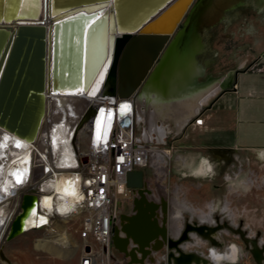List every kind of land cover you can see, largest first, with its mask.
<instances>
[{
  "label": "water",
  "instance_id": "obj_1",
  "mask_svg": "<svg viewBox=\"0 0 264 264\" xmlns=\"http://www.w3.org/2000/svg\"><path fill=\"white\" fill-rule=\"evenodd\" d=\"M107 0H52L54 9L71 10L81 9L86 12L87 7L97 6L87 12L100 13ZM119 1V2H118ZM245 0H117L114 9L113 35L108 39V46L103 51L96 72L98 79L103 73L100 83L102 93L117 95L122 98L135 99L140 92L149 90L163 98H178L198 90L206 89L214 84L224 90L226 86L213 77H207L203 82L199 79L205 75V65H201L198 56L208 50V39L212 37L210 30L219 24H227L229 14H238ZM183 3L175 13L169 28L158 30L154 24L171 11L179 3ZM179 5V8L181 6ZM189 4V5H188ZM35 10L29 15H22L16 11L0 12V129L23 139L33 141L40 128L46 110V96L48 88V29L44 20H40L42 0H36ZM188 5V7H187ZM187 7V8H186ZM117 10L119 16L116 18ZM61 11V12H63ZM154 11V12H153ZM147 13V17L143 15ZM149 15V16H148ZM49 17V16H48ZM145 18V19H144ZM52 22V18H48ZM118 26L127 31L115 34ZM107 38H105L106 43ZM72 46L68 47L66 65L71 68ZM57 61L54 57L52 67L53 84L56 82ZM96 72H91L86 82L92 81ZM237 74V73H236ZM94 110L88 106L78 121L77 128L89 122ZM126 185L134 192L131 212L133 224L148 222L153 227L136 235L130 233L129 228L121 230L117 222L111 230L112 246L128 260V264H138L131 261L127 252L117 245V238L127 239V249L132 246L141 248L152 242L157 236L167 234V240L159 247H153L154 253L162 254L164 264H213L197 252L186 251L183 244L190 241L189 233L195 232L212 246H220L217 239L201 232L200 228L214 230L216 233L227 229L239 235L242 242L248 247L257 264L262 263L255 252V239L246 236L244 231L233 228L226 223L216 225L193 224L186 222L181 235L172 238L169 230L163 229L160 222L152 223L153 211L156 204L147 194V202L152 204L151 210L144 213L142 218H134L142 212L135 209L136 200H144L142 190L145 188L144 174L141 170L128 172ZM35 197L23 194L20 211L10 225L7 239H12L24 233L22 221L33 207ZM146 204V203H145ZM147 205V204H146ZM148 206V205H147ZM158 211V210H157ZM157 214V213H156ZM125 214H120L118 220L123 221ZM157 231H160L156 234ZM262 261L264 262V246H260ZM178 254L180 256H178ZM185 255L190 258L187 259ZM151 251L147 257L150 258ZM150 262H156L153 259ZM146 264V262L144 263Z\"/></svg>",
  "mask_w": 264,
  "mask_h": 264
},
{
  "label": "bare ground",
  "instance_id": "obj_2",
  "mask_svg": "<svg viewBox=\"0 0 264 264\" xmlns=\"http://www.w3.org/2000/svg\"><path fill=\"white\" fill-rule=\"evenodd\" d=\"M51 1L52 0H42L39 18L40 20H44L46 27L49 28V85L44 91L46 96V110L40 128L33 141H25L0 129V145L5 143V137L8 138L6 141L7 147H0V219L4 220V223L0 225V264H5V259L1 255L2 246L8 237L12 221L20 211V203L23 194L32 195L31 192H36L37 187H41V189L53 188L59 193V195H57L56 207L61 212L67 209L73 201L74 196L67 195L63 191H58V188L68 189L69 191H73V189L69 186L70 180L67 176L55 173L59 170L56 169L55 164L59 166L61 164H68L72 161L69 132L74 126V121L80 120V117L84 114L88 106L92 107V102L97 95L102 94V89L104 88L103 85H101V87L99 85L95 95H88L95 87L98 79L100 70L96 72L95 69H97L101 55L103 51H105L104 46L106 45L107 48L108 39L113 35L115 27L113 5L116 6L119 1H105L106 5L103 10L100 13L94 14H89L87 12L99 5L87 7L86 12L81 11V9H76L74 12H71V10L63 11L61 9H54ZM35 3L36 0H0V12L8 13L10 11H16L22 15H29L31 12H34ZM180 4L181 2L156 22L154 28L158 30L169 28L176 15L175 13L183 6L182 3L179 8ZM260 4L261 3L257 2L252 4V6L255 7ZM143 15L147 17L146 12ZM48 16L53 19L52 22H49ZM118 16L119 12L117 10L116 18ZM228 20H230V18H228ZM124 31L127 30L118 26V31L115 29V34ZM105 38H107L106 43ZM70 45L72 46L73 54L69 72L65 58ZM54 57H56L58 66L55 84H53L52 78ZM92 71L97 74L92 81L86 82ZM149 88L148 86L145 88L146 90L137 95L135 101L136 118L138 121H144L145 126H147L144 127V136L155 133L158 140L161 137L157 134L156 130L161 131L162 128L161 125L156 123L157 120L161 119L162 124L164 120L168 121L171 124V129L179 131L187 122L188 118L194 115L200 106L207 104L208 99L216 94L219 89L217 84H214L206 89L185 94L178 98H163L157 94L151 93ZM143 105L145 108H142L144 107ZM109 120L110 119H108V121ZM98 121H101L100 116H98L96 120V127L100 125ZM77 125L78 123L74 127L73 136L75 137L76 135V139L81 141L84 136L81 131L79 133L76 132L80 130V127L77 128ZM161 133H163V131H161ZM17 141H19L21 145L19 148L16 147ZM79 149L81 150V146ZM83 149L84 148H82V151ZM163 155L165 154H159V152L154 151L151 157V163L158 173L161 174L164 173L165 168V158H162ZM38 158L45 162L41 168L38 166L36 167ZM13 161H15V163H13ZM45 170L52 174L53 181H47L44 185L39 186L38 182L44 181L46 178V175L44 179L41 178ZM17 176L22 178L21 184L16 183ZM38 179L39 181L36 182ZM145 188L142 190L144 202L148 206H155L153 216L151 217L153 219L152 223L160 222L164 230H169V234L172 238L179 237L181 235V226L178 225V222L181 218L182 209L189 210V208L179 200L167 199L161 188H156L157 194ZM146 194L154 200L156 204L152 205L147 202ZM53 201V198L48 199V207L54 204ZM190 211L193 215H197L201 221L213 225V219L204 212L198 214L194 210ZM131 216L132 213H128V215L123 216V221L117 220L118 228L124 230L132 227L136 221H132V218H130ZM41 222V219L36 221L32 214L28 212L23 218L22 225L23 228L26 229V227L36 226L37 223ZM60 227L63 229L62 226ZM200 230L208 236H210L209 234L212 232V230L209 231L206 228H200ZM138 231H140V229L134 230L132 235H136ZM205 231H207L208 234L205 233ZM191 236L199 238L198 234L194 232L191 233ZM217 236V233L213 232L212 237L216 239ZM69 240V236L63 231L55 239L44 240L43 242L42 240H38L35 247L37 249H44L58 256H63V254H69L74 246L72 245L73 241L71 243ZM166 240L167 234H164V236H156L151 243L148 242L141 248L132 246L130 249H127V239L117 238L116 243L124 252H127L132 258V261L138 264H144V260L148 257L149 251H151L152 256L154 252L152 248L161 246ZM60 243L66 244L61 246L59 245ZM69 243L70 245H67ZM186 244L188 245L189 243L186 242L182 247H185ZM255 252L259 260L264 263L262 261V255L260 254L261 248L257 244ZM233 255L230 254L229 251H224V249L221 251L212 246L209 255H205L204 257L207 261L212 260L213 264H217L223 260H227L229 263L233 262ZM138 256L140 259H138ZM178 256L180 255L178 254ZM185 256L187 259L190 258L188 255ZM150 260L153 261L152 258H150Z\"/></svg>",
  "mask_w": 264,
  "mask_h": 264
},
{
  "label": "rangeland",
  "instance_id": "obj_3",
  "mask_svg": "<svg viewBox=\"0 0 264 264\" xmlns=\"http://www.w3.org/2000/svg\"><path fill=\"white\" fill-rule=\"evenodd\" d=\"M242 13L247 14L245 15L246 19L239 17L230 23L219 24L215 29L210 30L213 31V35L208 39L209 51L198 56L200 64L204 60L209 61V65L205 69L213 78L220 79V81L227 79L229 74H232V78H234L236 73L250 68L255 59L264 53L263 13L257 11L256 14L246 10ZM220 90L219 88L207 103L212 101ZM196 116L197 114L187 120L179 131L171 129L170 122L164 120L162 124L161 119L157 120L156 123L161 125V131H163L161 133L160 130H156L161 137L159 140L157 139L158 148L163 150L171 148L172 152L163 174L158 173L154 167L144 170L145 189L157 194L156 188H161L167 199H176L186 205L189 210L182 209L178 222L181 225L186 222L207 224L201 221L197 215H193L190 210H194L198 214L204 212L209 217L212 215L213 224L223 222L231 226L238 225L239 228L247 227V231L244 233L249 236L253 235L257 243L264 246V151L244 152L229 147L199 149L195 145V147H188L197 139L196 130L189 128V125L193 121L195 122ZM141 122L140 128L141 126L147 127L144 121ZM154 137L157 138L156 135ZM179 154L184 155L179 157ZM208 161L213 162V166H208ZM199 164H204L206 167L203 174L196 170L195 166ZM120 207L121 214L128 215L131 212V201H123ZM135 209L142 210L134 218V220H138L143 217L146 211L154 208L147 206L144 200H136ZM74 226L76 224L71 226L72 230L70 231L74 247L69 254L58 256L44 249H37L36 243L38 240H42L41 232L31 231L12 239H6L1 250V255L5 259L4 263L79 264L81 239L74 231ZM151 227H153L152 224L143 222L130 227L128 232L139 228L142 233H145ZM159 232L157 231L156 234ZM217 235L221 241L219 246L221 251L224 249V251L236 255V248H238V253L243 255V260L238 258L236 260V256L233 255L235 262L229 263L223 260L218 264H238V262L240 264H256L239 235L226 229L218 231ZM205 243L201 249L205 255H209V248L212 245L208 241Z\"/></svg>",
  "mask_w": 264,
  "mask_h": 264
},
{
  "label": "built area",
  "instance_id": "obj_4",
  "mask_svg": "<svg viewBox=\"0 0 264 264\" xmlns=\"http://www.w3.org/2000/svg\"><path fill=\"white\" fill-rule=\"evenodd\" d=\"M122 104L130 106L123 116L120 114ZM92 107L93 116L76 131L82 132L84 137L81 141L76 139V135L73 136L78 121H74L69 132L72 161L59 166L55 164L56 169H59L55 173L65 175L70 180L69 186L76 193L73 201L61 212L56 207L59 193L50 187H37L36 192H31L35 196V202L29 214L35 210L33 218L38 221L43 217L46 222L23 230L24 233L40 231L43 242L55 239L63 231L70 238L71 226L76 224L73 229L81 239L79 264H128L127 258L114 249L111 241V230L121 214V203L130 200L132 206L134 192L126 185V175L136 170H141L144 174L145 169L153 168L151 157L154 151L165 154L162 158H165L166 166L172 149L158 148L155 133L144 136L143 126L140 128L142 122L136 118L135 99L102 93L96 96ZM101 109L104 110L103 113ZM109 113L111 119L108 121ZM98 116L102 122L96 127ZM195 123L201 124L202 120L197 118ZM44 164L38 158L36 167L41 168ZM41 178L44 179L43 182L36 180L39 186L53 181L52 174L47 170ZM45 198H53L54 204L51 207L45 206ZM69 241L72 243L71 238ZM158 256L160 258L155 264H164L162 254Z\"/></svg>",
  "mask_w": 264,
  "mask_h": 264
},
{
  "label": "crops",
  "instance_id": "obj_5",
  "mask_svg": "<svg viewBox=\"0 0 264 264\" xmlns=\"http://www.w3.org/2000/svg\"><path fill=\"white\" fill-rule=\"evenodd\" d=\"M235 75L228 89L220 90L212 101L198 108L195 114H197V118L202 120V123L196 124L193 121L189 125L191 130H196L197 139L195 142L190 143L188 147L195 145L199 149L229 147L244 152L264 151V53L255 59L250 68L242 70ZM194 115L188 120L192 119ZM182 155L184 154H179V157H182ZM208 163V166H213V162L208 161ZM195 167L196 170L200 171V174H203L206 168L204 164H199ZM178 225L181 226V232L184 224L178 223ZM191 233L189 235L192 241L187 242L189 244L183 247L184 250L194 251L205 256L201 246L207 240L201 236L194 238ZM216 239L221 243L218 236ZM216 248L221 249L219 246ZM238 252L237 248L236 260L237 257L243 260V255ZM153 256L154 260L160 258L156 253ZM224 261L229 262L227 260ZM155 263L150 262L149 264Z\"/></svg>",
  "mask_w": 264,
  "mask_h": 264
},
{
  "label": "flooded vegetation",
  "instance_id": "obj_6",
  "mask_svg": "<svg viewBox=\"0 0 264 264\" xmlns=\"http://www.w3.org/2000/svg\"><path fill=\"white\" fill-rule=\"evenodd\" d=\"M257 2H259V3H261L260 5H256L255 7H253L252 6V4H254V3H257ZM243 4H245V5H250V6H246V7H240L239 9V13L238 14H232V13H230L229 14V18H230V21H232L233 19H238L239 17L240 18H244V19H246L245 18V15H247V14H243L242 13V11H253V12H255L256 14H257V11H260L261 13H263V16H262V19L264 20V1L263 0H245L244 2H243ZM243 14V15H242ZM217 27V26H216ZM216 27H214V29L216 28ZM211 34L213 35V31L211 32ZM207 51H209V48H208V50ZM206 51V52H207ZM205 52V53H206ZM205 53H203V54H205ZM202 55V54H201ZM207 63V65H206V67L205 68H207L208 67V65H209V61H203L202 62V64L201 65H205ZM207 77H212L211 75H210V73L208 72V70H206L205 69V75L202 77V78H200L201 79V81L200 82H203ZM231 78V79H230ZM199 79V80H200ZM230 81V82H229ZM232 81H233V78H232V74H229L228 75V77H227V79H225L224 80V82H223V84L226 86V88L224 89V90H226V89H228V87L232 84ZM227 83V84H226ZM211 215V214H210ZM212 217V216H211ZM212 219H213V217H212ZM213 221H214V219H213ZM199 224H201V223H199ZM202 224H204V223H202ZM207 225H211V224H208L207 223ZM213 225H216V224H213ZM212 225V226H213ZM232 227L233 228H239L238 227V225H232ZM239 229H241L242 231H247V227L245 228H239ZM249 230V229H248ZM250 231H251V229H250ZM213 232L214 233H216V231H214V230H212V232L209 234L211 237H212V235H213ZM205 233H207L208 234V232L207 231H205ZM199 236V235H198ZM247 237H249V238H251V239H255V237L252 235V236H249V235H246ZM256 240V239H255ZM154 254H152V256H149L150 258H152V259H154V256H153ZM252 255V254H251ZM129 256V255H128ZM139 257V256H138ZM253 257V256H252ZM129 258L131 259V261H132V258L129 256ZM150 258H146L145 260H144V263L146 262V264H148V263H150ZM138 259H140V257L138 258ZM254 259V258H253Z\"/></svg>",
  "mask_w": 264,
  "mask_h": 264
},
{
  "label": "snow or ice",
  "instance_id": "obj_7",
  "mask_svg": "<svg viewBox=\"0 0 264 264\" xmlns=\"http://www.w3.org/2000/svg\"><path fill=\"white\" fill-rule=\"evenodd\" d=\"M102 79H103V73H101V77H100V79L99 80H97L96 81V85H95V87L92 89V91L91 92H89L88 93V95H95V93H96V91L98 90V88H99V85H100V83L102 82ZM129 105L128 104H122V105H120V114L123 116V115H125L126 114V112L128 111V109H129ZM103 109H101V112L103 113ZM109 119H111V113H109ZM102 122V120L101 121H98V124L99 123H101ZM7 137H5V143L3 144V145H0V147H7V143H6V141H7ZM97 139H99V134L97 135ZM21 145H20V142L19 141H17V143H16V147L17 148H19ZM13 163H15V161H13ZM16 183L17 184H21L22 183V178L21 177H19V176H17V178H16ZM58 191H63L65 194H67V195H72V196H75L76 195V193L74 192V191H69L68 189H62V188H58ZM48 199L49 198H45V206H48ZM81 199H82V197H81ZM36 213H35V210H33L32 211V215H35ZM41 219V221L42 222H46L45 220H44V218L43 217H41L40 218ZM4 223V220L3 219H0V225H2Z\"/></svg>",
  "mask_w": 264,
  "mask_h": 264
}]
</instances>
